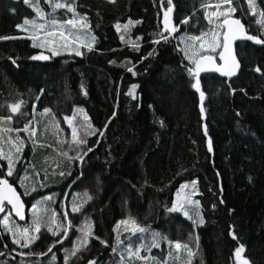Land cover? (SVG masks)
<instances>
[{"label": "trees", "instance_id": "16d2710c", "mask_svg": "<svg viewBox=\"0 0 264 264\" xmlns=\"http://www.w3.org/2000/svg\"><path fill=\"white\" fill-rule=\"evenodd\" d=\"M61 2L73 3V0ZM161 2L115 0L110 4L107 0H75L78 14L88 16L87 31L97 37L94 45L97 50L89 52L82 48L83 55L77 57L71 50L74 46L70 45L61 47L60 54L47 61H33L29 59L31 55L51 56V53L48 49L31 47L32 41L26 37L33 35L34 30L21 32L16 25L22 24L25 18L35 22L40 19L35 18L36 13L23 0H0V35L22 37L0 41V105L3 106L0 112L10 114L7 105L19 102L28 114L27 119L35 116L33 125L44 121L46 115L50 116L61 129L62 136L58 141L63 151L68 150L64 141H70L72 133L64 123L65 116L72 117L78 138L83 137L90 144L100 139L95 154H89L91 160L86 165L88 171L83 182L78 181L71 189L68 185L75 175L61 179L58 174V164L67 163L64 158L52 157L44 162L40 154L30 163L26 152L21 156L18 168L20 175L26 177L25 186L29 192L33 187L40 188L45 175H42V169L45 168L49 171L48 187L40 194L55 192L58 194L57 202L45 201L47 208L42 209L48 210L44 215L45 224L41 225L40 233H33L40 239L30 246L34 251L31 256L18 255L27 253L29 249L13 245L12 236L0 225V252H6L0 261H8L9 264H20L21 260L23 264H64L67 254L69 264H86L87 258L98 256L102 264H110L111 248H105L92 237H88L89 243L85 247L82 244L83 231L88 230L90 223L91 231L111 245L116 243L117 234L112 231L116 221L131 219L148 229L143 234L147 238L145 243L153 231L164 238L160 248L152 249L150 253L142 249V256L156 254L161 260L171 257L169 251L175 249L174 244L179 242L189 243L196 252L192 264H236L234 249L243 244L246 248L244 255L252 264H264V75L254 71L257 67L264 70V45L247 40L236 43L240 70L234 78H221L216 73L201 74L202 90L206 95V119L201 120L199 94L191 88V78L182 67L188 62L183 59L182 52L175 51L177 46L182 48L181 43L173 39L167 46L169 51L138 62L141 55L147 56L149 51L158 47L149 41L158 38L154 34L163 28V12L157 11ZM253 2L255 18L248 14L250 10L246 0H232V7L236 9L232 17L241 19L248 34L261 36L264 28L256 21L262 18L264 0ZM30 3H38L47 13L44 15V29L35 32L40 40L44 38V32H53L63 42L57 26H65L63 21L71 18L72 14L66 9L53 11L44 0H30ZM163 3L166 4L167 0ZM174 3L178 17L174 23L182 28L180 35H200L201 31H208L210 25L204 18L205 12L212 13L216 9L214 5L223 4L222 0H174ZM10 5L15 7V14L9 11ZM221 6V9L228 8V5ZM184 18L190 20L189 26L180 25V19ZM129 19L140 20L141 23L129 26L127 30L122 27L125 42H121L113 25L117 22L124 25ZM52 20L58 21L59 25H54ZM222 20L217 18L218 22ZM77 28L84 31L79 25ZM137 35L143 39L136 41ZM129 40L139 43L141 51H133L127 43ZM9 57L16 59L18 68ZM215 60L219 62L218 55ZM133 65L135 76L127 71V67ZM132 84L138 86L134 90L135 99L125 95ZM82 87L86 95L82 94ZM41 89L45 92L42 102L38 103L36 96L40 95ZM33 103H37L35 111ZM45 107L50 109V113L41 115ZM80 108L89 116L91 128L82 119ZM113 111L116 112L114 117ZM237 112L239 116H236ZM105 123H108L106 129ZM202 125L207 126L213 153L207 150ZM100 130L105 133L102 137ZM19 137L28 140L25 136ZM4 162L0 161V165L6 168ZM27 166L32 167L28 174L25 171ZM53 169L57 170L55 176L52 175ZM249 177L252 182H249ZM192 179L198 180L199 195L194 198L201 201V215L205 218V225L195 233H191L190 220L180 213L165 212V206H171L180 184ZM13 186L30 209L37 193L25 196L18 182ZM65 191L75 194L76 204L83 203L80 213L71 212L73 195L66 197ZM88 196L92 199H87ZM220 197L225 200V205H219ZM61 201H65L64 208L73 226L63 246L55 244L53 247L56 254V262H53L52 253L47 252L54 243L48 228L59 227V234H62L66 227ZM213 201L219 205L214 213L211 210ZM228 209L234 212L229 214ZM53 212L56 213L55 222ZM31 213L25 225L16 223L10 215L8 223L11 221L14 227L9 224L8 227H32ZM77 228L83 231H77ZM229 230L237 235L238 240L228 235ZM141 235L120 230L119 248L125 252L128 264H146L135 257L129 258L126 251L129 245L134 249L140 244ZM196 236L199 237L198 247ZM73 241L82 249V254L75 257L71 255ZM168 242L173 245L171 249ZM5 243L9 249L4 248ZM41 251L47 255H38ZM113 258L120 260L118 254H113ZM177 259L183 262L186 258L179 252Z\"/></svg>", "mask_w": 264, "mask_h": 264}, {"label": "snow or ice", "instance_id": "6c2138e0", "mask_svg": "<svg viewBox=\"0 0 264 264\" xmlns=\"http://www.w3.org/2000/svg\"><path fill=\"white\" fill-rule=\"evenodd\" d=\"M115 0H107V3H114ZM249 6V15H252L255 18V5L253 0H246ZM23 3L32 8V11L36 13V15L40 18H44V12L41 10L40 5L37 4H31L30 0H23ZM45 4H48L49 7L55 11L58 9H66L68 13H71V18L65 19L63 21V24L71 26V28L76 29L77 25L80 26L81 29H83V32H80L75 35V39H72L73 34H69L68 36H65L63 31L59 32V36L61 40L63 41L62 44H57L55 40L51 42V46L48 48V51L51 53V56L49 55H31L29 59L33 61H47L51 57H55L60 54V48H68L70 45H73L72 52L75 56L79 57L83 55V52L81 49H86L89 52L96 51L94 45L96 44L97 37L93 35L91 32L87 31L89 28L88 24V16L87 14L80 15L78 14L76 10V4L75 0H73V3H64L61 2V0H44ZM222 3L225 5H228V8L224 12H213L208 13L205 12V20L208 21L209 25H213L212 28H210L208 31H201L200 35H180V32L182 31V28H178V26L174 23V21L178 18L175 15L176 12V5L174 3V0H167V3L164 4L163 0L161 2L160 8L157 9L158 13L160 11L163 12V28L158 29L157 32L154 34L155 37L158 38H152L149 42L152 45H156L158 47L153 48L151 51L147 53V56L141 55L138 59V62H142L143 60L152 57V56H159L162 55L163 52L169 51V47L172 44V40L176 39L178 41V44L184 43L185 40L191 41L193 45H195L197 42H199V49L197 50L195 47L191 48V54L189 53V50L186 48H181L177 46L175 48L176 52H183V59L187 60V64L182 65L183 68L186 69L187 75L191 78L190 79V86L192 89L195 90L196 93L199 94V111H200V119L205 120L206 119V106H205V100L206 95L205 92L202 90V84H201V74L202 73H218L221 77H233L237 75V69L240 67L238 60L236 59L234 53H233V43L237 40H247L251 41L254 44L258 45H264V34L261 36L248 34L245 26L242 24L241 20L232 18V14L236 11L234 7H232V0H222ZM217 9L220 8V4L215 5ZM9 11L12 14H15L16 9L13 6H9ZM217 16H223L222 22H217L213 19V17ZM261 19H258L256 22L260 24L261 28H264V12L261 13ZM52 23L55 25L56 21L52 20ZM140 20H131L129 19L127 23L124 25H121L120 22H117L113 25L115 28L117 34L119 35V38L121 42H125V36L121 34V28L123 27L125 30L129 28V26H135L136 24H140ZM31 24L32 28L34 30V34L26 37L27 39L32 41L31 47L37 48V47H43L44 44L40 43V37L35 34V32H39L44 29V24H36L35 21H29L27 18L24 20V24H17L16 28L18 31H27L25 29L24 25ZM180 25L181 26H189L190 20L188 18L180 19ZM217 29H222V31H218ZM45 38V43H47V37L55 36L56 33L53 32H44L43 33ZM22 37L16 36V35H0V41H7V40H15L20 39ZM143 37L137 35L135 37L136 41L142 40ZM129 46L132 48L135 52L141 51V46L139 43H133L131 40L127 41ZM199 51V55H197V52ZM219 56V62L215 60V56ZM11 60V63L15 65L17 68L19 65L16 62V59H13L9 57ZM130 62V61H129ZM109 63H113V61H109ZM134 65L132 67H127V71L129 73H132L133 76H135L137 73L134 72ZM257 73H261L264 75V70L257 67L254 69ZM138 86L136 84H132L129 91L125 93V95L132 96L133 99H135V93L134 90ZM241 91H244L241 89ZM45 90H40V95L36 96V102H42V96L44 94ZM82 94L86 95V92L84 91L83 87L81 88ZM233 92H235V89H233ZM246 94V93H245ZM3 106L0 105V108ZM33 110L35 111L37 108V103H33L32 105ZM149 107H152V105H149ZM7 108L10 112V114H4L3 112H0V125H19L21 123V120L23 119V127H13L9 126L6 128H0V131H8L12 132L15 130L16 132H22L25 134V136L28 137V140L31 141L33 145V151H36V141L32 139L33 136L36 134V128L33 126V121L35 120V116H33L31 119H27V113L26 111L22 110L21 103H11L7 105ZM79 113L82 116V119L85 122H88V127H92L91 122L89 121V116L85 113L83 108H80ZM50 109L48 107H45L43 109V112L41 115L49 114ZM19 114V115H17ZM116 115V112L113 111L112 117ZM240 113L237 112L236 116H239ZM55 119V117H53ZM111 118H109L110 120ZM64 123L68 125L69 128L72 129L71 133V140L70 141H64V143L68 144V150L67 151H61L59 155L66 158L67 163L66 164H58V174L63 179L66 175L67 176H73L75 175V179L68 185V188L71 189L74 184H76L78 181L83 182L85 178V174L88 171L86 168V165L91 160L90 153L95 154V149L100 145V139L98 138L94 143L90 144L88 140H86L83 137L78 138L77 137V130L76 127L73 126V119L72 117L65 116ZM57 128H59V125H56ZM108 127V123H105L104 128L106 129ZM204 128V135L207 138V150L209 153L214 152L213 143L211 138L209 137L207 126L202 125ZM99 135L102 137L105 135L103 130L99 131ZM15 155H13L11 152L4 153L0 151V161H6V168H4L3 165H0V214H3V219L0 220V225L4 226L5 229L9 232V234L12 236L11 243L13 245H16L17 247L21 249H29L27 253H17L18 255H28L31 256L34 254L33 249L30 248L31 245H33L38 239H40V236L35 235L33 233H40L41 232V218L39 216L35 217L32 221V227H25L23 229L20 228H9L8 227V221L9 217L12 213H14L15 217L19 218V220L24 221L25 220V209L28 207L26 203L22 200L21 195L18 194L16 188L13 186L14 182H18L21 186V188H24L23 195L25 196H31L32 193H37V197H33V203L31 204L30 208L35 209L39 203L42 201H47L50 203H56L57 202V193L51 192L47 194L41 195L40 193L48 187L47 180H48V172L45 170L44 180L40 182V188L37 189L36 187H33L31 192L25 187V179L26 177L23 175H20V169L17 168L16 162L21 159V156L24 154V149L27 141L24 139H21L19 136L15 138ZM9 143H12L10 140ZM41 148L45 147V145H40ZM74 153V155H70L69 153ZM110 155V154H109ZM107 162V161H106ZM65 168L67 169V172H65ZM79 169V173L76 174V169ZM57 174V170H53L52 175L55 176ZM219 173H217V176L219 177ZM18 177V180H17ZM11 178V180H10ZM249 182H252V178L249 177ZM97 183H99V180H97ZM197 184L198 180L192 179L190 182H185L180 184L179 188L176 191V198L171 201V206H165V212L167 214L172 213H180L184 218L191 221V233H195L199 227H203L205 225V218L201 215V201L200 200H193L192 197L195 195H199L197 191ZM190 185V190L183 192V195L181 194L182 190L188 189ZM135 187V185L133 186ZM159 190V189H158ZM138 192L141 191V189H137ZM222 191V189H221ZM73 195V205L71 207L72 213H80L83 208V203L76 204L75 203V194L70 193L69 191L64 192V196ZM87 195V194H85ZM87 199H92L91 196H88ZM62 208L65 207L64 203L61 201ZM84 203H87V200L84 201ZM219 205H225V200L220 197L219 198ZM219 205L213 201L211 202V210L214 213L218 210ZM10 206V208L8 207ZM229 214H232L234 212L233 209H228ZM56 213H52V219L53 222H55ZM65 221L67 222V227L63 228L62 234L60 233V228L57 227L56 229H53L52 227L48 228V232L51 234V236L54 238V243L52 246L48 247L47 252L52 253L51 261L56 260V254L53 253V247L55 244H60L63 246V241L65 238L69 237V229L72 228V220L69 219L67 213L64 217ZM121 226H124L123 230L131 232L133 235L136 233L142 234L140 239V244L136 246L134 249L131 245H129L126 249L127 255L129 258L135 257L136 260H143L148 264V262H151V264H168L167 258H164L163 260L157 259L155 256H142L141 250L151 252L152 249H157L161 247V241L164 240L161 235L155 231L150 233V240H148L147 243H145L146 237L143 236L144 233L148 231L147 228L141 227L135 220L131 219H120L117 220L115 225L113 226L112 231L116 233V243L115 244H108L104 239L96 236L91 231V224L89 223L87 225V231H83L81 228H77V231H83V240L82 244L86 247L89 243L88 237H92L93 239H98L99 244L103 245L105 248H111V253L109 254L110 258V264H128V262L125 260V252L119 248V245L121 244L120 241V230ZM231 229V225L229 226ZM190 233V237H191ZM228 235L231 236L233 240H238L237 235L229 230ZM79 239V238H78ZM167 242V241H165ZM196 246L198 247L199 237L196 236ZM170 249L173 247L170 242ZM5 249H9V245L5 243L4 245ZM174 248L179 253L181 250L186 252L188 260L187 264H192V260L196 255V252L193 250L192 247H190L189 243L181 244L179 242L174 244ZM67 253V250H65ZM246 252V248L243 244H239L234 249V258L236 264H252L251 260L247 258L244 254ZM78 253L82 254L81 247L77 244L76 241L72 242V256H77ZM113 254H118L120 256V260L116 261L113 258ZM6 252H0V257L5 256ZM38 255H47V253L41 251ZM169 256H172L171 250L169 251ZM178 258V257H177ZM0 264H9L8 261H0ZM20 264H23V260L20 261ZM64 264H69V256L66 254L64 257ZM86 264H102L101 258L98 257H91L87 258Z\"/></svg>", "mask_w": 264, "mask_h": 264}, {"label": "rangeland", "instance_id": "374dc122", "mask_svg": "<svg viewBox=\"0 0 264 264\" xmlns=\"http://www.w3.org/2000/svg\"><path fill=\"white\" fill-rule=\"evenodd\" d=\"M221 5H225V4H220V7H223ZM214 7H215V5H214ZM225 10L226 9H221V8L217 9L216 8L213 12H224ZM44 15H47V13L44 12ZM218 17L224 18L223 16H217V17H213V19L217 21ZM35 18L40 19L37 15ZM45 22H46V19L43 18V19H40V21H36L35 23L36 24H45ZM23 24H24V22L22 23V25ZM56 25H59L58 21L56 22ZM24 27H25V29H27V31H23V32L30 33L31 31H33L31 24L24 25ZM212 27H213V25H210V28H212ZM57 29H59L60 31H63L65 36H68L70 33L73 34L72 39H75V35L80 33L78 28L73 29V28H71V26H68V25L57 26ZM217 30L222 31V29H217ZM53 40H55L57 42V44L63 43L57 37L52 36V37H47V41H48L47 43H45V38L40 40V43L44 44V46L43 47H37V48L48 49L51 46V42ZM181 44H182V48H186L187 50H189L190 54H191V48L192 47H195L197 50L199 49V42H197L195 45H193L191 41L185 40L184 43H181ZM197 55H199V51L197 52ZM56 125L57 124L54 123L52 121V118L48 115L45 116L44 121H42L40 123L34 122L33 126L36 128V134H35V136L32 137V139L36 141V151L32 150L33 145L31 143V141H28V140H27L28 144L25 145V148H27V149L24 150V153L26 152V156L29 158L30 163H32V160L34 158H37V156L40 154H42L40 158H43L44 162H46V159H48V158L50 159L52 157H57L58 159L64 158L66 160L65 157L59 155V153L61 151H63V150H60L61 149V147L59 145L60 141H58L59 138L62 136V132H61V129L56 127ZM9 126L13 127V129H14L17 126L23 127V124L20 123L19 125H15V124H13V125H0V128H6ZM15 134H17L18 136H21V137L25 136L24 133L16 132L15 130H13L12 132L0 131V151H2L4 153L11 152L13 155H15V148H14V144L16 142L15 141V138H16ZM25 137L28 139L27 136H25ZM69 138H70V136H69ZM10 140L12 141V143H9ZM40 145H45V147L41 148ZM20 160L16 162L17 168H18V164H19ZM4 163H6V161ZM22 165H25V162L24 163L22 162ZM25 168H26V170H25L26 174H28L32 170V167L28 168V166H27ZM42 170H43L42 175H44L45 170H47V169L44 168ZM47 172H49V171H47ZM189 190H190V187L188 189L182 190L181 194L183 195V192L189 191ZM22 191L24 192V188H22ZM75 198H76V196H75ZM175 198H176V194L174 196V199ZM192 199L195 200L194 196L192 197ZM62 202L65 204V201H62ZM72 202H73V199H72ZM44 208H47L45 205V201H42L41 203H39L35 209H31V208L29 209L28 208L27 215H29L31 213V210H32V213L30 215L31 222L33 221V219L35 217L39 216L41 218V225H43V223L45 224L44 220H46V219H45L44 215L46 214V212L48 210L42 211V209H44ZM66 213L67 212L65 211V208L63 207L62 213H61L63 218L65 217ZM2 219H3V215H2L0 220H2ZM27 221H28V218H27ZM8 224L10 227H14L13 224L11 225V221ZM66 227H67V222H66ZM121 228L123 229L124 226H121ZM4 229H5V227H4ZM125 232H127V231H125ZM171 252H172V256L166 257L168 264H187L188 257H187L186 252H184L183 250L180 251L184 255V257L186 258V259H184L183 262H181L180 259H177L178 253L175 249L171 250ZM152 256H155L157 259H160V255L152 254ZM164 258L165 257H163V259Z\"/></svg>", "mask_w": 264, "mask_h": 264}, {"label": "water", "instance_id": "95a60500", "mask_svg": "<svg viewBox=\"0 0 264 264\" xmlns=\"http://www.w3.org/2000/svg\"><path fill=\"white\" fill-rule=\"evenodd\" d=\"M8 1H11V2H17V0H8ZM232 18H234V19H239V18H235V17H232ZM240 20V19H239ZM243 24V23H242ZM239 40H237V41H235L234 43H233V53H234V55H235V57H236V43L238 42ZM218 59H219V56H218ZM236 59H237V57H236ZM238 60V59H237ZM240 65V64H239ZM239 70H240V67L237 69V75H238V73H239ZM217 75H219L218 73H216ZM236 75V76H237ZM220 76V75H219ZM236 76H233V77H231V78H234V77H236ZM221 77V76H220ZM221 78H229V77H221ZM19 194V193H18ZM9 208H10V206H8ZM27 211H28V207H26V209H25V220L24 221H21V220H19V218H17V217H15V215H14V213H12L11 214V216H12V218L18 223V224H22V225H24V224H26V222H27ZM2 215L3 214H0V218L2 217Z\"/></svg>", "mask_w": 264, "mask_h": 264}, {"label": "bare ground", "instance_id": "6f19581e", "mask_svg": "<svg viewBox=\"0 0 264 264\" xmlns=\"http://www.w3.org/2000/svg\"><path fill=\"white\" fill-rule=\"evenodd\" d=\"M240 19V18H239ZM241 20V19H240ZM242 22V21H241ZM23 200V199H22ZM29 208V207H28ZM28 212V211H27ZM27 218H28V215H27ZM1 219V218H0ZM27 223V222H26ZM20 225H22V224H20ZM71 233V232H70ZM71 240V239H70ZM56 262V261H55Z\"/></svg>", "mask_w": 264, "mask_h": 264}]
</instances>
